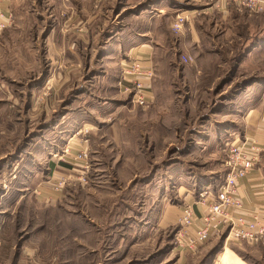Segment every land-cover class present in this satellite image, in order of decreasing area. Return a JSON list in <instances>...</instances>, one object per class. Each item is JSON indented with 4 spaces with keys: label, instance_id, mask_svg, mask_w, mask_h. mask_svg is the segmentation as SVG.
<instances>
[{
    "label": "rangeland",
    "instance_id": "1",
    "mask_svg": "<svg viewBox=\"0 0 264 264\" xmlns=\"http://www.w3.org/2000/svg\"><path fill=\"white\" fill-rule=\"evenodd\" d=\"M41 2L19 0L12 25L0 35V264H264L262 243L226 244L216 237L195 255L174 249L180 222L163 220L167 207L183 210L186 205L178 187L197 193L194 174L204 178L216 172L210 178L218 185L227 145L234 140L232 134L226 136L219 151L203 143L194 151L186 148L193 144L194 133L209 124L211 113H222L213 100L205 103L203 90L194 89L190 97L179 77L187 63L204 64L214 73L211 60L203 59L206 41L185 55L179 34L171 29V49L156 57L154 102L146 108L130 106L125 97L128 105L119 106L117 114L105 116L104 110L96 109L94 128L102 132L88 130L81 139L86 147H68L79 114L95 113L90 110V95L103 99L106 93L99 92L102 84L84 81L94 80V73L88 76L83 71L88 57L78 66L77 58L65 61L61 56L62 72L53 71L58 55L46 59L45 23L37 14L46 17L49 8ZM253 19L264 23L260 17ZM220 32L217 28L215 35L220 37ZM232 42L218 39L216 48L223 55L212 62L214 66L228 58L224 52L239 47ZM95 58L91 57L93 63ZM56 72L62 73L58 83ZM245 74L264 84V56ZM49 76L55 77L54 86L47 85ZM42 77V87L30 88ZM229 78L231 93L244 83L240 75ZM187 100L190 105L184 104ZM241 122L237 118L236 124ZM52 145L55 153L50 156ZM73 148L81 149L73 154ZM60 151L65 157L53 159ZM31 164L33 188L26 185L27 196L19 197L17 190L23 188L18 173ZM225 244L232 253L226 263Z\"/></svg>",
    "mask_w": 264,
    "mask_h": 264
},
{
    "label": "crops",
    "instance_id": "2",
    "mask_svg": "<svg viewBox=\"0 0 264 264\" xmlns=\"http://www.w3.org/2000/svg\"><path fill=\"white\" fill-rule=\"evenodd\" d=\"M17 2L19 0H4L1 3L2 11L7 16L10 15L14 18L13 10ZM42 4L49 8L46 17L37 14V17H40V20L45 23L43 40L46 59L49 60L50 56L58 55L55 60L57 65L52 66L53 71L55 69L62 72L61 56L65 57V61L68 57L77 58L78 66L83 63L85 57H88L87 63L83 65V71L88 76L94 73V80L93 82L87 81L88 77L84 81L90 82V84H94V82L102 84L103 88L99 92L106 93L103 99L93 94L90 95L93 99L89 101L90 110L95 113L83 111L84 113L79 114L78 121L75 120L79 125L75 129L74 138L68 142V147L69 145L79 146V144L82 145L81 148L86 147L87 144H82L81 139L87 137L88 130L89 132L90 130L102 132V130L94 128L95 123L98 122L95 116L96 109L104 110L103 115L105 116L108 115L107 112L117 114L119 106L128 105L125 97L128 98V102L130 100L131 106V95L126 92V87L130 85L133 78L123 76L124 65L139 60L141 66L152 69L154 72L152 85L156 94V57L161 50H167V47L171 49L170 45L174 40L171 33L172 21L177 14L185 13L191 21L178 36V42L184 49L181 51L185 55L188 51L187 54L190 55V50L192 49L193 52L194 49H197L199 45H202L204 39L206 45L205 51L202 53L203 59L211 60L209 68L214 73L211 75L204 64L201 66L197 63H187L180 68L181 84L187 85L186 87L190 89L189 96L192 95L194 89L203 90L205 103L213 100V105H221L222 113L218 110L216 113H211V119L207 126L201 127L196 134L192 131L194 133V139H191L193 144L187 146L184 143V146L190 148V151H194L203 143L204 147L209 145L212 146L211 150L219 151L224 145L225 137L232 134L234 140L247 138L264 148V84L256 82L258 79L255 77L257 76L251 75L247 78L245 74L251 71L257 59L264 56V23H257L253 19V17L264 19V15H251L240 12L233 5L215 4L209 0H43ZM34 10L38 12L37 8ZM217 28L221 29L220 37L215 35ZM220 38L221 40L235 41L239 45V47L233 46L230 51L224 52L225 56L228 58L230 56L231 65L227 62L228 58L223 64L217 63L214 66L212 63L222 59L223 52L216 48ZM233 42L232 44H234ZM80 49H83L84 52H80ZM86 51L87 54H85ZM94 56L96 57L95 63L91 61V57ZM237 57H240L239 61ZM179 62L181 65L183 64L182 61ZM107 63L108 66H105ZM173 69L175 75L177 69L175 66ZM56 75V82L62 81V73L59 75L56 72ZM235 75H240L244 83L239 85L238 90L231 93L230 88L233 83L230 84L229 77ZM53 79L49 76L46 80L47 85L54 86ZM251 80L254 81L246 84V81ZM35 81V86L32 85L30 88L42 87L43 77L40 81ZM251 85L253 86L248 88ZM90 86L89 88H91ZM81 93H85V91ZM184 104L190 105L191 101L187 100ZM236 117L239 119L241 117L240 125L236 124ZM110 131L112 132L114 129L111 128ZM54 149L55 145H52L50 156L54 155ZM80 149L73 148V154ZM182 150L180 149V151ZM62 154L63 152L60 151L59 155L53 159L58 156L65 157ZM30 166L23 169L24 172L18 173V184L23 188L17 190L19 197L27 196L25 194L26 185L31 184L33 188V167L32 164ZM215 173L213 172V174ZM213 174L209 177L204 176V178L194 174L197 176L192 181L197 188L195 195L187 189H182L181 186L178 187V196L185 197V206H194L199 215L203 212L198 204L200 192L205 188H211L214 192L217 190L215 180L211 181L214 178H210ZM181 177V175L178 176L179 182H181ZM240 196L244 203L243 217L251 218L256 213L264 214L263 162L257 171L251 173L241 182ZM181 218L182 209L170 206L167 207L163 220L168 223H178ZM228 244L234 243L229 242ZM228 249L226 245L223 257V260H226L225 263L230 262V258H232V253L229 251L227 253ZM244 264L248 263L244 262Z\"/></svg>",
    "mask_w": 264,
    "mask_h": 264
},
{
    "label": "built area",
    "instance_id": "3",
    "mask_svg": "<svg viewBox=\"0 0 264 264\" xmlns=\"http://www.w3.org/2000/svg\"><path fill=\"white\" fill-rule=\"evenodd\" d=\"M209 1L233 5L240 12L264 15V0ZM3 2L4 0H0V35L13 22V17L2 11ZM190 21L187 14L179 13L174 18L172 30L181 34ZM123 76L133 78L126 87V92L132 97V103L146 108L154 102L152 69L145 68L140 65L139 60H134L124 65ZM263 155L264 148L247 138H238L227 145L226 160L223 164L225 172L216 181L217 190L214 192L211 188H205L200 193L198 204L203 210L200 215L192 205L183 208L180 228L173 238L174 249L195 255L203 245L216 237L225 239L226 244H264V214L256 213L251 218L243 217L244 203L240 196L241 182L259 169Z\"/></svg>",
    "mask_w": 264,
    "mask_h": 264
},
{
    "label": "trees",
    "instance_id": "4",
    "mask_svg": "<svg viewBox=\"0 0 264 264\" xmlns=\"http://www.w3.org/2000/svg\"><path fill=\"white\" fill-rule=\"evenodd\" d=\"M240 56H241V55H240ZM237 58H238L237 60L239 61V60H240V57H237Z\"/></svg>",
    "mask_w": 264,
    "mask_h": 264
},
{
    "label": "water",
    "instance_id": "5",
    "mask_svg": "<svg viewBox=\"0 0 264 264\" xmlns=\"http://www.w3.org/2000/svg\"><path fill=\"white\" fill-rule=\"evenodd\" d=\"M224 241H225V239H224Z\"/></svg>",
    "mask_w": 264,
    "mask_h": 264
}]
</instances>
